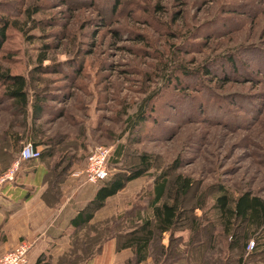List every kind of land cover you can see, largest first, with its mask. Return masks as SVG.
Returning a JSON list of instances; mask_svg holds the SVG:
<instances>
[{
  "label": "rangeland",
  "instance_id": "374dc122",
  "mask_svg": "<svg viewBox=\"0 0 264 264\" xmlns=\"http://www.w3.org/2000/svg\"><path fill=\"white\" fill-rule=\"evenodd\" d=\"M0 16L11 21L2 71L25 76L30 103L35 92L48 106L32 125L31 105L23 114L0 81L1 175L41 141L61 195H94L91 151L112 149L109 177L151 156L153 168L108 199L94 223L148 214L165 169L194 186L182 202L187 220L154 241L149 264H264V255L240 260L210 223L221 186L264 198V0H0ZM140 110L152 113L135 127Z\"/></svg>",
  "mask_w": 264,
  "mask_h": 264
},
{
  "label": "trees",
  "instance_id": "16d2710c",
  "mask_svg": "<svg viewBox=\"0 0 264 264\" xmlns=\"http://www.w3.org/2000/svg\"><path fill=\"white\" fill-rule=\"evenodd\" d=\"M114 5L115 14L121 6V2L115 1ZM10 25L11 21L8 18L0 16V54L7 40V31ZM46 58L42 56L40 61ZM0 81L4 84L6 97L23 114L27 113V108L31 105L32 125L40 121L48 112L46 101L38 93L34 92L33 101L30 103V84L25 76L5 73L0 67ZM146 113L145 110L136 113V119L134 118L135 120L132 121L135 127L137 124L144 123L152 112L148 116ZM38 134L37 129L32 133L33 137ZM33 144L39 146L43 143L35 141ZM50 146L52 145H48L47 148H52ZM121 151L122 146L120 145L116 149V155H120ZM51 156H53L51 149L42 151V158ZM139 160L140 163L134 170L118 172L101 182L92 200L72 219L78 251L74 256L70 254V257L66 258L65 264H85V261L100 250L106 240L111 238H116L119 249L131 248L133 250L134 258L130 260V264H142L151 258V250L156 239L162 241L165 234L172 236L181 223L187 220L184 216L182 202L193 188L194 181L191 177L182 174H178L172 179L170 172L164 169L154 177L152 195L148 199V214L145 215L142 211L136 210V214L128 219L130 225L118 221L114 225H109L110 220L94 223L96 212L106 205L109 198L116 196L128 182L141 177L154 166L151 156L142 154L139 155ZM175 164L178 168L179 161ZM170 167L173 168L172 165ZM57 186L58 180L56 179L55 182L53 181L52 187L56 188ZM197 208H203V204L197 205ZM212 214L211 225L214 228H219L220 233L226 236L229 249L237 251L240 260L248 254L251 256L264 255L263 197L254 194L251 190H246L234 197L226 187L221 186L212 206ZM80 231L84 232L83 236L81 235L82 238L78 237ZM212 241H214V236H212ZM251 241L254 243L253 249L248 252ZM161 247L163 246L161 245ZM200 248L202 246L191 249L202 252L198 253L199 256L200 254L204 255V249L200 250ZM196 252L195 254H197ZM35 264H52V262L49 255L44 252L39 255Z\"/></svg>",
  "mask_w": 264,
  "mask_h": 264
},
{
  "label": "crops",
  "instance_id": "0c3cea01",
  "mask_svg": "<svg viewBox=\"0 0 264 264\" xmlns=\"http://www.w3.org/2000/svg\"><path fill=\"white\" fill-rule=\"evenodd\" d=\"M6 173H0V258L28 240V264H35L44 252L52 264H65L66 258L78 251L72 219L94 195H61L62 184L58 182L56 188L52 187L48 160L42 157L20 160L14 178L2 181ZM133 258L131 248L119 249L116 238H111L85 264H130ZM149 260L142 264H149Z\"/></svg>",
  "mask_w": 264,
  "mask_h": 264
},
{
  "label": "built area",
  "instance_id": "2783aa9c",
  "mask_svg": "<svg viewBox=\"0 0 264 264\" xmlns=\"http://www.w3.org/2000/svg\"><path fill=\"white\" fill-rule=\"evenodd\" d=\"M42 151L33 143L28 144L22 150L20 155V160H35L41 158ZM113 151L109 147H98L96 150L91 151L88 164L86 168V179L87 182L91 184H98L109 178V161ZM14 171L6 173L2 177V181L6 179L14 178ZM78 176L79 174H75ZM253 242L248 247L249 250L253 249ZM31 249V242L24 240L18 243L16 246L8 250L0 258V264H28L29 262V252Z\"/></svg>",
  "mask_w": 264,
  "mask_h": 264
}]
</instances>
